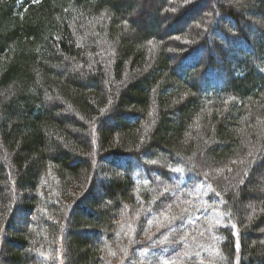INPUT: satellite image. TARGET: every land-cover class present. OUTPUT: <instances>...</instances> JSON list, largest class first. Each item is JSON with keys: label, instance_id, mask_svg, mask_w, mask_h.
<instances>
[{"label": "trees", "instance_id": "trees-1", "mask_svg": "<svg viewBox=\"0 0 264 264\" xmlns=\"http://www.w3.org/2000/svg\"><path fill=\"white\" fill-rule=\"evenodd\" d=\"M205 3L0 0V264H127L168 219L213 245L182 264H264V0Z\"/></svg>", "mask_w": 264, "mask_h": 264}, {"label": "rangeland", "instance_id": "rangeland-1", "mask_svg": "<svg viewBox=\"0 0 264 264\" xmlns=\"http://www.w3.org/2000/svg\"><path fill=\"white\" fill-rule=\"evenodd\" d=\"M140 1L143 2L145 5L146 4L149 5L152 3L156 4V2L158 0H140ZM215 2L219 3L220 0H207V3L204 4V6H207L208 9H209V7H211L209 9L208 13L210 11L214 12L213 10H215L214 9L215 7H213V6H214ZM170 4H172V3L170 2ZM170 8H171V6H170ZM174 8H176V7L173 4V7L171 9L172 13L177 12V9L175 10ZM138 11H139V9H137L135 11V13H137ZM195 13H197V12L192 10V12L185 15L181 20H179L176 24H174L172 26L173 27H184L185 28L184 31L189 32V34L192 35L193 32L190 31V29H192V26H194V25L190 23V18H192L195 15ZM140 14H143L142 11H140ZM144 15L146 16L147 14H144ZM203 15L204 16H202V18L206 17V19H208V16L206 13H203ZM210 15L214 16L215 13L210 14ZM214 18H215L216 23H219L223 20L221 18H218L217 16ZM258 37H260V33H256L254 41L258 40ZM211 39H213V36H211ZM191 42L192 41H190L188 43H191ZM179 69L180 68L178 65L176 70H179ZM198 84L204 85V82L201 80L198 82ZM98 167H100V166L98 165ZM173 172L176 173L174 176L175 179L173 178V183L178 184L179 186H182V185H180V184H183V181L181 179V174L177 173V171H175L174 169H173ZM256 182H258L260 184L259 191L263 192L264 191V180L260 177H256ZM205 190H206V192H205ZM165 191H167V187H166V189H162L161 194H158V196L164 195ZM199 193L203 196V198L205 196V198H204V202H203L204 207L199 208L198 211L202 212L203 215H206L207 216L206 218H208V217L211 218L210 220H207V221L212 223V226L217 225V223H218V216L216 215L217 210H215V208L213 209V206L211 204H210V206L208 205V203L206 202V199H207L206 197L210 196V200L212 201V203H215V204H216V200L212 199L213 195L212 194L209 195V191L206 188L204 190L199 191ZM203 194H206V195H203ZM171 196L172 197H168L169 199L172 200L170 210L167 211V213L164 215L163 219L166 217H170V216H167L168 214L178 213L179 212L178 210L181 209V207L185 203H187V201H190L189 200L190 197H183L182 198L181 196L180 197L176 196L174 193L171 194ZM184 207H187V206L186 205L183 206L182 209ZM214 213H215V215H214ZM197 214H198V212H195L194 215L197 216ZM191 216L192 215L188 214V216L184 222L185 225H187L188 223L193 224L197 220V219L193 218L194 220L192 221ZM20 218L21 217L19 215H16V220H18ZM174 218L175 217L173 216L172 219H174ZM176 220H174V221H176ZM168 221H171V219H168ZM167 222L164 223L162 221L158 222L155 220V222L152 223L153 235L151 236V238H152L151 244L155 243L157 245H153L151 247L152 249H147L146 247H141L138 245V247H140V248H138L135 252L137 255L136 256L137 259H134L131 257V255L127 254L125 262L128 258H131V259L127 260L128 261L127 264H133L132 262L135 260H139L142 264H182L183 262L182 261L180 262L181 259L185 260V258H188L189 256H193V255L194 256H200V255L204 254V251L208 250L210 252V250L213 249V245H210V246L206 245V246L202 247L203 245H201L200 241H199L201 239L200 238L201 236L195 237L194 241L191 239L189 240L190 234H188L187 229L184 231L183 228H181V227L179 228L176 224L170 225ZM210 236H211V234L206 236V237H208L207 243H208V240L210 239ZM211 238L213 239L212 236H211ZM212 239H210V241ZM202 242H204V240ZM141 253H143L144 256L150 255V257L148 256L149 258H146L142 261V258L140 256ZM58 256L59 257L57 260L58 261L57 264L63 263L62 260H60L61 254ZM138 258H140V259H138ZM107 259H109L108 256H107ZM109 260L110 261H108V262L106 261L107 263H105V264H117L118 263L117 259L111 258ZM141 263L138 262V264H141Z\"/></svg>", "mask_w": 264, "mask_h": 264}, {"label": "bare ground", "instance_id": "bare-ground-1", "mask_svg": "<svg viewBox=\"0 0 264 264\" xmlns=\"http://www.w3.org/2000/svg\"><path fill=\"white\" fill-rule=\"evenodd\" d=\"M193 47L194 46H192V45L184 46V48H183V50H182V52L180 54H183V56H185L189 51L192 50Z\"/></svg>", "mask_w": 264, "mask_h": 264}, {"label": "snow or ice", "instance_id": "snow-or-ice-1", "mask_svg": "<svg viewBox=\"0 0 264 264\" xmlns=\"http://www.w3.org/2000/svg\"><path fill=\"white\" fill-rule=\"evenodd\" d=\"M153 163H155V162L153 161ZM175 171L178 172V171H180V169H175ZM234 235H238V233H235V232H234Z\"/></svg>", "mask_w": 264, "mask_h": 264}]
</instances>
